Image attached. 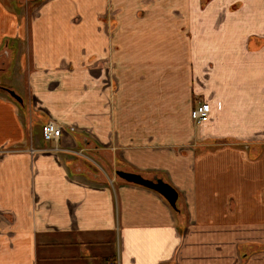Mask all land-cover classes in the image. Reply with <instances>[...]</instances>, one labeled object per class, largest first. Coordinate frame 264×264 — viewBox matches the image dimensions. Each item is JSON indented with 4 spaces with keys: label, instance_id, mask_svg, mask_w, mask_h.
Listing matches in <instances>:
<instances>
[{
    "label": "crops",
    "instance_id": "1",
    "mask_svg": "<svg viewBox=\"0 0 264 264\" xmlns=\"http://www.w3.org/2000/svg\"><path fill=\"white\" fill-rule=\"evenodd\" d=\"M10 69L0 264H264V0H0Z\"/></svg>",
    "mask_w": 264,
    "mask_h": 264
},
{
    "label": "water",
    "instance_id": "2",
    "mask_svg": "<svg viewBox=\"0 0 264 264\" xmlns=\"http://www.w3.org/2000/svg\"><path fill=\"white\" fill-rule=\"evenodd\" d=\"M6 90L16 101L23 103V98L16 93V91L10 88H7ZM116 175L127 182L139 184L159 192L174 209H178L177 202L179 199V192L162 177L154 176L153 178H148L142 174L125 170H117Z\"/></svg>",
    "mask_w": 264,
    "mask_h": 264
},
{
    "label": "rangeland",
    "instance_id": "3",
    "mask_svg": "<svg viewBox=\"0 0 264 264\" xmlns=\"http://www.w3.org/2000/svg\"><path fill=\"white\" fill-rule=\"evenodd\" d=\"M15 56H17V55L14 54L12 57V65L10 66L11 68L13 67V61L15 60ZM18 57H19V55H18ZM14 66H15V62H14ZM0 87L10 88L14 91H16L15 90V88H16L19 92L22 93L19 95L23 99H25L26 101L28 100V97L26 94V91H27L26 87L27 86H26L25 80H22L21 83L17 82L16 78L12 75V69H10L9 71H6V73L0 74ZM36 132H37V130H36ZM78 155L81 158H83V160L85 162L89 161L91 166L90 165L88 166V164L87 165L85 164V167H87L88 169L94 168V169H91V171L97 172V175L99 173V174H104V175L107 174L108 176H110V173L105 169V167L103 165H101V163L98 160L94 159L92 156H89L86 151H83V154H78Z\"/></svg>",
    "mask_w": 264,
    "mask_h": 264
},
{
    "label": "built area",
    "instance_id": "4",
    "mask_svg": "<svg viewBox=\"0 0 264 264\" xmlns=\"http://www.w3.org/2000/svg\"><path fill=\"white\" fill-rule=\"evenodd\" d=\"M209 111H210V105L208 103H202L193 111V117L197 121H201L209 114ZM64 131L65 130L63 126L59 125L56 121L48 120L43 125L44 140L46 141L59 140L62 134L64 133ZM5 152L6 150H1L0 154Z\"/></svg>",
    "mask_w": 264,
    "mask_h": 264
},
{
    "label": "trees",
    "instance_id": "5",
    "mask_svg": "<svg viewBox=\"0 0 264 264\" xmlns=\"http://www.w3.org/2000/svg\"><path fill=\"white\" fill-rule=\"evenodd\" d=\"M5 89H7L6 87H4Z\"/></svg>",
    "mask_w": 264,
    "mask_h": 264
}]
</instances>
